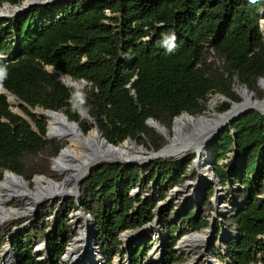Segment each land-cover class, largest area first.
Listing matches in <instances>:
<instances>
[{"label": "trees", "instance_id": "1", "mask_svg": "<svg viewBox=\"0 0 264 264\" xmlns=\"http://www.w3.org/2000/svg\"><path fill=\"white\" fill-rule=\"evenodd\" d=\"M22 1L0 0V8ZM262 19L264 0H65L0 19V90L13 96L26 116L14 114L0 93V180L5 171L25 182L52 176L51 161L64 145L46 138L47 123L31 112L35 109L62 111L87 134L92 124L81 119L83 111L110 144L130 139L157 152L166 141L146 125L149 119L170 130L182 113L201 115L214 95L238 102L235 87L263 99ZM60 75L84 85L66 86ZM229 107L224 102L219 110ZM209 154L220 185L232 186V211L221 223L226 231L236 230L220 242L224 251L213 247L211 254L217 259L223 254L229 264H258L259 256L264 259V115L249 111L231 123ZM194 158L125 169L103 166L82 181L80 204L96 224V245L108 264L121 252L123 232L155 219L170 237L162 264H179L173 252L177 237L206 227L207 215L197 219L193 203L186 211L171 205L157 212L152 193L194 176ZM134 189L140 195L132 197ZM205 191L210 210L215 189ZM75 209L73 201L61 206L55 225L48 222L54 211L40 209L15 237L2 235L0 249L9 244L19 264L59 263L73 238L67 214ZM40 241L49 248L45 262L33 255V244ZM145 241L130 248L134 264L150 252Z\"/></svg>", "mask_w": 264, "mask_h": 264}, {"label": "bare ground", "instance_id": "2", "mask_svg": "<svg viewBox=\"0 0 264 264\" xmlns=\"http://www.w3.org/2000/svg\"><path fill=\"white\" fill-rule=\"evenodd\" d=\"M52 4H55L59 0H52ZM40 3V0H23L19 6H16L9 10V8L5 7L0 10V18L2 17H13L20 13L23 7L34 6ZM261 29L264 34V20L261 21ZM67 86H74L77 88L76 83L70 82L69 79L66 81ZM264 89V85L262 86ZM239 96L241 97L244 106H247L249 109H258L260 111H264V107L260 104L259 100H254L253 96L249 94L248 91L244 89H239ZM210 104V103H209ZM216 102L213 100L209 106V111L206 115V118L210 120H215L219 116L214 112V105ZM264 113V112H263ZM36 116L44 118L47 122V132L48 137L61 141L65 144V147L61 150V153L51 162L52 171L57 173L61 180L58 182H53L50 179L45 177L38 176L33 180L34 187L30 189V185L26 183L24 180L18 179L16 176L10 174L9 172H5L3 174V179L0 180V226L5 223L14 220L16 217L25 216L36 207L37 204H43L51 200V204L55 203L58 205H62L65 203L66 199L72 198L76 192L77 188V177L76 172L87 162L88 151L85 148V139L87 137L97 140L98 134L96 130H92L89 135H85L84 137L78 134V132H74L72 128H70L68 122L64 121L61 113H48L39 109L34 111ZM185 124L194 126V121L187 118L176 117L175 127H174V135H177V128L179 124ZM66 127H69L70 130L66 131ZM158 131L162 134L166 135L167 139L171 140L172 133L166 129H163L162 126L158 124H153ZM67 132V133H65ZM100 151H103L102 147L99 148ZM108 150L111 154H114L115 159H119L122 163H137L140 164L146 159H153L158 156L155 152H147L144 148L140 147L138 150L135 149L133 144H129L128 142H124L120 145L109 147ZM199 154L200 156V164L198 166L200 170V178L201 184L207 180L208 175V165L210 164V159L204 153V149L197 148H189L186 152V155L189 154ZM169 151L167 149L163 150L159 155L161 157H169ZM146 155L145 157H143ZM114 161V160H112ZM195 195H198L195 193ZM14 202L23 203L25 205V210L23 212L13 209H7L5 205ZM218 208H221L218 205ZM220 210V209H219ZM82 215L79 212L72 213V227L73 230L78 234L75 239L71 242V244L67 247L64 255L61 257V261L63 264H106L103 261L101 253L93 247L94 240V228L92 221L87 217H81ZM80 219H83V224L78 225ZM71 224V223H70ZM135 236H133L134 238ZM209 238L208 231H204L201 235H194L188 237L183 242H192V241H201L204 242ZM132 239L131 235H124L123 240L128 242ZM205 241V242H206ZM204 242V243H205ZM160 247L159 243L153 252L149 255L148 261H158L160 258ZM6 251V250H5ZM9 251V250H8ZM10 252V251H9ZM6 254V255H5ZM3 254V258L1 259V264H10L9 257L7 256L8 252ZM116 264V263H115ZM211 264L215 263L213 260Z\"/></svg>", "mask_w": 264, "mask_h": 264}, {"label": "rangeland", "instance_id": "3", "mask_svg": "<svg viewBox=\"0 0 264 264\" xmlns=\"http://www.w3.org/2000/svg\"><path fill=\"white\" fill-rule=\"evenodd\" d=\"M5 7L9 8V10L14 8V7H9L7 5V6H2L0 8V10H2ZM17 15H14L13 17H10V18L9 17H2L0 19H15L17 17ZM261 31H262V35L264 36L262 29H261ZM48 70H50V69H48ZM83 85L84 84L81 83V86H83ZM81 86L77 85L78 88H80ZM258 87H259V84H258ZM237 88L242 89V87H237ZM259 89L262 90L260 87H259ZM262 91H264V90H262ZM0 93H3L4 95H6L7 102L10 106V110L14 114L20 115L22 117H26L21 112V110L19 108L20 104L16 101V99L13 96L9 95L8 93H6L3 90H0ZM236 95L239 98L238 102H231L230 100H224V99H222V96H219V95L212 96L210 98L208 104H207V109L202 113V115H207V113L209 111V106L213 100L216 102V104L214 105V112L218 115L223 113V112H220L219 109H220V106L224 102H229L230 106L232 105L231 103L242 104L243 101H242L241 97L238 94H236ZM253 99L259 100L256 98L254 93H253ZM37 110H39V109L32 110L31 112L34 113V111H37ZM194 117H197V116H194ZM206 119H208V118H206ZM168 131L171 132V129ZM51 139H53V138H51ZM53 140H55V139H53ZM165 141H166V145H167L168 141L167 140H165ZM59 142L61 144H63L65 147V144L63 142H61V141H59ZM126 142H128L129 144H133V146L137 150L140 148V145H137L133 141L128 140ZM142 148H144L147 152H154L152 149H147L145 147H142ZM190 155H194V154L186 155V157L190 156ZM145 156L146 155H144L143 157H145ZM165 160H168V159H165ZM209 161H210V164L208 165V170H207L209 177L206 178L207 180H205V182L203 184H201L200 170L198 168V166L200 164V160L197 161V159H195V161L193 162L192 167H191L193 169L195 175L190 176L183 185H181L179 187H172L170 189H166V188L162 187V190L160 188L155 187V190H153L154 192L152 193L153 200H156L157 212H159L164 207L171 206V205H176L177 210L186 211L187 208H189L190 203H193L195 206H197V211L200 210V213H199V216L197 217V219L200 218V216L203 214L207 215V219H206V222H207L206 225L207 226L198 232V234L201 235L203 230L208 231L209 238L207 239V241L205 240L206 242L204 241L205 243L201 242V241L183 242L186 239L187 234L183 235L181 237L176 236L177 237V245L174 247L173 252H175V255L178 258H180L179 264H211V262L215 259V257L213 255H211L212 248L215 247V248L219 249V251H221V252L224 251V247L220 242L223 240V243H224L225 239H227L226 238L227 236L231 238V236L233 235V233H232L233 229L226 231V228H223V224L221 223L224 219H226L230 215V212L232 211V204L229 202L232 186L230 184L225 186V187H222L220 185L218 178H216L213 175V170H214L215 165L211 166V159ZM224 163H225V160L221 161V163L219 165L224 164ZM50 169H51V167H50ZM51 173H52L51 177L44 176V175H42L41 177H45L47 179H50L53 182H58L61 180L60 176L57 173L53 172L52 170H51ZM2 179H3V175H2L1 180ZM26 183H28L30 185V189H32L34 187L32 180H30ZM209 186L213 187L215 189V194L209 200L211 202L213 208L210 210H207V209H205V206H204L205 202H206L205 188H208ZM161 193L166 194L164 200L159 199V195ZM195 193H197L198 195H195ZM138 194H139V191L137 189H134L131 192L132 197H136ZM75 200H76V197L73 196L72 198L66 199V202L62 205H58L55 203L51 204L48 202L41 204L38 208V213L36 216L32 213H29L25 216L16 217L14 220L9 221V222L5 223L4 225L0 226V238L2 235L7 234L8 232H9V236L11 235L10 236L11 238L15 237L18 233L22 232V230H24L26 227H28L31 224V222L36 217L39 216L40 209H42V208H45V209L50 208L51 212L54 211L53 215L48 218V222L55 225L57 223L55 214L59 210V208L61 206H65L66 203L69 201H73L75 203ZM78 205L75 204L77 209L70 210L67 214L68 226L70 227V229L73 232V238H75L78 234L72 228V227H74V226H72L73 224L71 222L72 221V219H71L72 213L79 212L83 217H86L85 215L82 214L80 207ZM218 205H220L221 208H218ZM5 207L7 209L18 210L21 212H23L25 210V205L23 203L14 202V201L5 205ZM185 214H186V212H185ZM82 224H83V219H80L78 222V225H82ZM222 229H224V230H222ZM94 231H95V229H94ZM126 234L132 236V239L129 240L128 242H125L123 240V236ZM133 236H135V237L133 238ZM146 237H148V241H145ZM223 237H224V239H223ZM94 239L96 242V238H94ZM169 239H170V237H169ZM169 239H168V235L162 229L158 219H155L152 223L144 225L142 228H140L138 230L123 232L120 236V240L122 242V245L120 248L121 252L119 255H117L113 258L111 264H115V263L116 264H134L133 258H132L133 252L131 251L130 248L132 246L140 245L143 241H145V244H149L150 252H148L146 254V256L144 257V260L142 261L141 264H162V262H164V254H166V249H167L166 242ZM93 243H94V240H93ZM159 243L161 244L160 258L158 259L157 262L156 261L147 262L149 260L150 253L153 252V250L155 249V247ZM94 244H96V243H94ZM96 246L94 248H96ZM66 249L67 248H65V250ZM5 250L8 252L7 256L9 257V262L11 261L10 264L18 263L17 259H16L15 251L12 249H9V246L7 244V245H4L0 249V264H1V259L4 256L3 254L6 253ZM33 255L38 257V261H40V262L47 261V259L49 258V248L47 247V244L45 243V241H40V242H36L33 244ZM102 258H103V261L106 264H108V261L103 256H102ZM215 263L227 264L226 259L223 257V254H221L219 256L218 260H215ZM57 264H63L61 259H60V262ZM258 264H264V259L262 258V256H259V263Z\"/></svg>", "mask_w": 264, "mask_h": 264}, {"label": "water", "instance_id": "4", "mask_svg": "<svg viewBox=\"0 0 264 264\" xmlns=\"http://www.w3.org/2000/svg\"><path fill=\"white\" fill-rule=\"evenodd\" d=\"M63 1H65V0H59L58 2L61 3ZM52 2H53L52 0H40V3H38L36 5L49 6V5H53ZM36 5H34V6H36ZM3 6H7V4H4ZM31 7H33V6L23 7L20 12L27 10ZM262 20H264V19H262ZM261 21L259 23L260 28H261ZM67 79L71 80L67 76L60 75V80L66 86H67V84H66ZM258 84H259V87L262 90H264L262 87L264 85V79H261ZM242 89L248 91L246 88H242ZM238 91H239V89L237 87H235V92H236V94L239 95ZM248 92L251 96H253L252 92H250V91H248ZM222 99L228 100L223 96H222ZM259 102L264 107V98L259 100ZM231 104L232 105L229 107V109L227 111L223 112L222 114L218 115L219 117L215 120L206 119V117H205L206 115H202V114L198 115L197 117L188 115L187 113L180 114L178 116V118L187 117V118L194 121V126L185 125L183 123L179 124V127L176 130L177 135L175 136L174 135V127H175V122H176V117H175L173 120V123H172V127H171V133H172L171 140L167 139L166 135L162 134L155 127H153V124H158V123L149 119L148 121H146V125L149 128H152L153 130H155L158 134H160L163 137V139L167 140L168 144L165 145L163 148H161L159 151L155 152V154H158V156L156 158L146 159L145 161H143L140 164H137V163H126L125 164V163H122L121 160L115 159L114 154L113 153L111 154V152L108 150L109 147H114L115 145L110 144L108 141H106L103 133L98 129L96 122L87 113L80 111L79 116L81 117V119L88 121L92 124V129L90 130V132L92 130H96L97 134H98L96 141H94L93 139H91L89 137H87V139H85V148L88 151V158H87V162L84 165H82L81 167H79V169L76 172L77 173L76 177H77L78 182H77L76 192L74 194V196L76 197L75 204L76 205L79 204L78 206L80 207L82 214L85 215L89 220L92 221L93 227L95 229L94 238H96V235H97L96 224L93 221V219L91 218V216L89 214H87L82 209L81 204H80V198H81L80 185H81L83 180H85L86 178H88L91 175L92 170L99 169L103 166H109V165H117V166H121L122 168L125 169V168L130 167V166L131 167L143 166L145 164H149V163L153 162L154 160H158V159L165 160V159H172L173 158V159H175V162H176L178 160L186 158V152L188 151L189 148H192V147L193 148L198 147L199 149H204V153H206V156L209 157V159H211L210 154H209V147L212 144V142L214 140H216L225 131L226 127H228L231 123L239 120L243 115H245L249 111H256V112L260 113L261 115H264V113H263L264 111L262 112L258 109H249L247 106H244V104H239V103H231ZM41 110H43V109H41ZM43 111L48 112V113H54V114L61 113L63 120L68 122L70 128H72L74 132L75 131L78 132V134H80L83 137L86 135L81 130L79 124L76 122H73V121H69L68 118L66 117V115L62 111H59V112L51 111V110H43ZM37 117H39V116H37ZM39 118H41V117H39ZM70 128L66 127V131H69ZM162 128L166 129L163 126H162ZM90 132H88L87 135H89ZM65 133H67V132H65ZM46 138L48 140H53V139L48 137V133H46ZM128 140H130V139H127L126 141H128ZM100 147H102L103 151H100V149H99ZM140 147H143V146H140ZM165 149H167L169 151V154H168L169 157H161L159 155ZM60 153H61V151L59 152V154ZM195 159H197V161L200 160V156L198 153L196 154L195 158L193 159L192 164L195 161ZM112 160H114V161H112ZM214 163H215V161L213 159H211V166H213ZM51 170H52V168H51ZM5 172H9V171H5ZM9 173L16 176L18 179L23 180L22 177L14 174L12 172H9ZM213 175H214V173H213ZM38 176H42V175L34 176L32 179V182ZM153 187H155V186H153ZM54 200H52V201H54ZM52 201L50 200L49 203H51ZM39 206H40V204H37L35 209H33L31 212L35 216L38 213ZM199 213H200V210L197 211L196 217L199 216ZM74 239L75 238H72L70 240V242L68 243V245H70ZM94 243H96L95 239H94ZM8 246H9V249H11V246L9 244H8ZM95 246H96V244H93V247H95ZM96 249L100 252V249L97 246H96ZM16 264H18V263H16Z\"/></svg>", "mask_w": 264, "mask_h": 264}, {"label": "built area", "instance_id": "5", "mask_svg": "<svg viewBox=\"0 0 264 264\" xmlns=\"http://www.w3.org/2000/svg\"><path fill=\"white\" fill-rule=\"evenodd\" d=\"M233 234H235L236 233V230L235 229H233V232H232ZM194 235H200V234H198V232H192V233H188L186 236V239L188 238V237H191V236H194ZM67 248V247H66ZM64 255V254H63ZM62 255V256H63ZM211 255H213V254H211ZM214 256V255H213ZM215 257V256H214ZM215 260H218L216 257H215V259H214V261ZM227 262V261H226ZM227 264H229L228 262H227Z\"/></svg>", "mask_w": 264, "mask_h": 264}]
</instances>
